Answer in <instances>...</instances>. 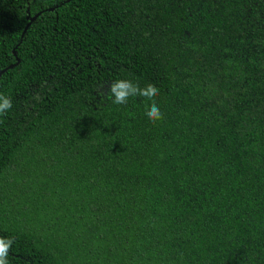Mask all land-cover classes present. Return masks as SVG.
I'll return each mask as SVG.
<instances>
[{
    "label": "trees",
    "instance_id": "16d2710c",
    "mask_svg": "<svg viewBox=\"0 0 264 264\" xmlns=\"http://www.w3.org/2000/svg\"><path fill=\"white\" fill-rule=\"evenodd\" d=\"M0 94L8 264H264V0H0Z\"/></svg>",
    "mask_w": 264,
    "mask_h": 264
},
{
    "label": "clouds",
    "instance_id": "9594fccd",
    "mask_svg": "<svg viewBox=\"0 0 264 264\" xmlns=\"http://www.w3.org/2000/svg\"><path fill=\"white\" fill-rule=\"evenodd\" d=\"M159 90L152 84L140 87L139 84L130 80L119 79L108 86V96L112 99L113 104H126L129 97H141L146 102V116L156 122L162 119V113L155 103V97ZM12 108V101L9 97L0 94V115L6 114ZM13 241L11 239H0V264H8V251Z\"/></svg>",
    "mask_w": 264,
    "mask_h": 264
}]
</instances>
